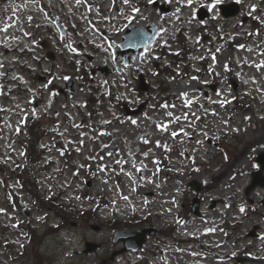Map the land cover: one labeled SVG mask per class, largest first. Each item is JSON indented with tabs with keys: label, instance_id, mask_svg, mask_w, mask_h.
Returning a JSON list of instances; mask_svg holds the SVG:
<instances>
[{
	"label": "rangeland",
	"instance_id": "rangeland-1",
	"mask_svg": "<svg viewBox=\"0 0 264 264\" xmlns=\"http://www.w3.org/2000/svg\"><path fill=\"white\" fill-rule=\"evenodd\" d=\"M45 1L54 15L37 0L4 1L0 10V223L9 227L0 225V254L7 259L2 244L16 254L7 264H104L116 245L114 220L173 226L180 241L156 236L140 261L133 252L112 264H233L226 254L264 264V188L251 174L264 150V3L238 0L241 13L226 25L219 4L233 0H219L205 21L221 23L211 36L195 20L214 0H159L169 13L154 0ZM55 15L69 26L65 39ZM150 19L158 38L115 70L125 28ZM161 47L183 48L186 58L174 64ZM168 62L171 80L160 86L150 73ZM96 64L114 74L85 79ZM70 77L75 93L66 90ZM192 181L204 186L196 196ZM195 197L200 215L190 213ZM87 210L97 216L87 219ZM86 240L101 248L85 252Z\"/></svg>",
	"mask_w": 264,
	"mask_h": 264
},
{
	"label": "water",
	"instance_id": "water-1",
	"mask_svg": "<svg viewBox=\"0 0 264 264\" xmlns=\"http://www.w3.org/2000/svg\"><path fill=\"white\" fill-rule=\"evenodd\" d=\"M155 31L152 34H150V33H146L145 30L142 31V30L137 29V28L132 29V31L130 33L129 32L127 33V35L125 37V41L123 43H121L122 49L124 50L127 47H132V45L134 44L133 41L137 42V44L139 46L137 49L148 45L150 43V41L152 40V38L154 37ZM259 160L264 165V153H262L259 156ZM262 184L264 185V181H262ZM194 208L197 209V206L195 205ZM123 239L126 241V243H129L130 245L135 246V244H141V241H143V235L131 236V235L125 233V236ZM137 246L138 245H136L135 247H137Z\"/></svg>",
	"mask_w": 264,
	"mask_h": 264
},
{
	"label": "snow or ice",
	"instance_id": "snow-or-ice-1",
	"mask_svg": "<svg viewBox=\"0 0 264 264\" xmlns=\"http://www.w3.org/2000/svg\"><path fill=\"white\" fill-rule=\"evenodd\" d=\"M77 2H79V0H77ZM128 2H129V0H124V3L125 4H127ZM191 2H192V0H188V3H191ZM218 2H219V0H214V4L209 5V7H214L215 6V3H218ZM149 3H152V0H149ZM253 8H255V6H253ZM132 11L133 12H139V9L138 8H133ZM241 47H243V45H241ZM213 59H215V57H213ZM192 79H197V78L196 77H193ZM49 83H51V81H49ZM45 87H47V85H45ZM181 95L187 96V93H182ZM187 103L188 104H191V101H188ZM162 107H167V105H163ZM168 115L171 116L172 114L171 113H168ZM132 123L135 124L136 121H132ZM175 135H176V133H173V136H175ZM109 155H111V153H109ZM145 155H147V153H145ZM101 170H103V169H101ZM125 199H127V197H125ZM0 211H3V210H0ZM241 211L243 212L244 209L241 208Z\"/></svg>",
	"mask_w": 264,
	"mask_h": 264
},
{
	"label": "trees",
	"instance_id": "trees-1",
	"mask_svg": "<svg viewBox=\"0 0 264 264\" xmlns=\"http://www.w3.org/2000/svg\"><path fill=\"white\" fill-rule=\"evenodd\" d=\"M181 55V53L179 52V53H177V55H175L176 57H179Z\"/></svg>",
	"mask_w": 264,
	"mask_h": 264
},
{
	"label": "flooded vegetation",
	"instance_id": "flooded-vegetation-1",
	"mask_svg": "<svg viewBox=\"0 0 264 264\" xmlns=\"http://www.w3.org/2000/svg\"><path fill=\"white\" fill-rule=\"evenodd\" d=\"M123 245H122V243H121V245L119 246V247H122Z\"/></svg>",
	"mask_w": 264,
	"mask_h": 264
}]
</instances>
